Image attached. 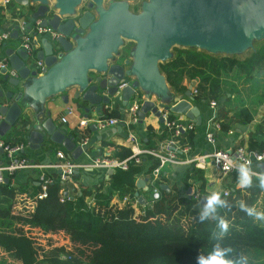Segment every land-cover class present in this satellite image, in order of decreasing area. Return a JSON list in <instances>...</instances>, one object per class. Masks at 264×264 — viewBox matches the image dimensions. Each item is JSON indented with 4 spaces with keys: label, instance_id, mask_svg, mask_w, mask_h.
I'll use <instances>...</instances> for the list:
<instances>
[{
    "label": "water",
    "instance_id": "1",
    "mask_svg": "<svg viewBox=\"0 0 264 264\" xmlns=\"http://www.w3.org/2000/svg\"><path fill=\"white\" fill-rule=\"evenodd\" d=\"M14 1L29 8L30 19L39 18L41 25H49L59 35L41 36L34 43L39 49L32 55L20 45L5 48L9 65L17 73L11 76L5 68L0 69V138L11 131L23 107H32L38 116L46 98L63 93L62 99L67 101L64 91L71 86L78 87L81 100L99 110L102 103L110 101L124 76L132 80L121 90L122 105L128 104L135 88L159 99L157 105L151 100L142 102L138 121L149 111L162 120L160 106L200 124L199 108L192 104L191 85L185 90L186 97L166 104L171 92L159 63L172 57L173 46L240 54L253 48L254 41L264 39V0H144L138 12L129 9V0H110L106 6L104 0ZM11 37L17 38L16 26ZM124 39L134 41V45L122 62L116 55ZM35 60L43 62L40 71ZM91 70L96 73L94 78L89 75ZM36 120L27 135L31 148L39 147L47 138L62 145L74 160L86 149L56 124L50 110ZM256 165L264 172V161ZM206 196L199 198L200 209ZM138 201L143 202L142 196L138 195Z\"/></svg>",
    "mask_w": 264,
    "mask_h": 264
},
{
    "label": "trees",
    "instance_id": "2",
    "mask_svg": "<svg viewBox=\"0 0 264 264\" xmlns=\"http://www.w3.org/2000/svg\"><path fill=\"white\" fill-rule=\"evenodd\" d=\"M234 56L213 54L195 47L178 48L172 58L159 63V68L177 91L186 90V81L197 80L199 92L193 98L199 100L209 90L220 94L224 75L229 70L233 69L238 76L241 71H251L258 65L264 57V43L251 50L245 60ZM237 114L248 118L251 115L247 107H240ZM103 116H119V113L111 109ZM220 127L226 130L228 123L220 121ZM168 135L169 130L164 128L158 136L162 140ZM180 142L192 146V131L185 130ZM248 147L264 150V137L249 138ZM129 153V148L124 146L117 151L122 157ZM10 177L0 183V248L3 253L0 264L39 263L33 242L24 232V224L38 227L43 233L61 230L69 237L68 248L61 247L58 255L44 256L40 264H197L201 252L207 253L217 242L221 247L230 246L234 250L229 254L232 257L239 253L247 255L250 249H255L260 254L257 264H264V224L254 222L239 207L240 202L249 207L253 204L261 189L256 179L250 188L233 185L228 195L221 192V199L227 204L218 208L217 216L225 218L230 225L228 233L221 237L216 219L199 221L201 186L193 187L189 180L203 184V174L193 163L182 176L185 191L187 188L192 191L184 195L167 191L161 187L164 178L160 174L153 183L160 185V198L151 200L152 185L149 184L144 202L134 200V191L127 194L128 200L123 203L111 202L112 192L102 191L100 186L81 187L80 194L74 198L67 195L61 201L59 183L54 178L47 185L46 197L35 198L38 185L24 206L20 201L24 200L21 194L26 186H13ZM196 191L199 197L194 198ZM87 195L94 199L89 205L84 201ZM186 258H191V262H186Z\"/></svg>",
    "mask_w": 264,
    "mask_h": 264
},
{
    "label": "crops",
    "instance_id": "3",
    "mask_svg": "<svg viewBox=\"0 0 264 264\" xmlns=\"http://www.w3.org/2000/svg\"><path fill=\"white\" fill-rule=\"evenodd\" d=\"M3 1L5 0H0V8L3 15L8 12V9L12 15L16 13V11L25 13L27 16L30 15V12L25 10V6L18 4L14 0H9L10 2L6 3L5 6L1 5ZM15 15L17 17L20 16V14L17 13ZM3 19L5 18L0 17V30L4 28L6 22ZM40 37L41 36L35 37L33 43L37 42ZM260 43L254 44V48L252 50L258 48ZM18 45V38L10 37L4 41L1 51L4 53L5 48L16 47ZM38 49L39 46L34 44L32 54H35ZM250 54L251 52L248 55L250 56ZM126 57H129L128 53L126 55L119 52L116 55V59L122 60V62ZM247 58L248 57L246 56V58L244 57L242 59L245 60ZM263 62L264 57L259 64L254 65V67L262 65ZM252 70L253 69H251V72ZM246 71H241V76L239 77H244L247 73ZM95 75L96 73H93L90 77L93 76L92 78H94ZM247 78L248 76L245 80ZM197 82V80H189V85L191 83L192 86H196L198 88ZM254 86H256V84ZM61 94L63 93H58L46 98L43 104V112L38 116H35V110L32 107H23V114L14 124L11 131L2 136L3 139L11 143L23 144V149L21 151L22 155L25 156L30 163L41 165L39 167L30 166L21 168L10 177V181L13 186H26L25 190L21 194L24 200L20 201V203L24 206H26V203L31 200L38 187V176L40 173L44 172L53 179L58 177L60 173V159L56 156V152L58 150L69 152L62 145L54 143L47 138L44 139V141L41 142L37 148H31L29 146V142L27 140L29 130L34 122L37 121V118L45 117L46 110H50V115L56 124L63 128L67 133L72 134L74 136V141L78 144L79 139L85 137L88 138L86 149L76 159L79 162H85L90 157L96 155H108L122 158V156L117 154V151L121 146L129 148V154H131L133 146L136 148H147L153 146L158 147L160 142L166 138L165 137L160 140L161 138L158 135L164 130V124L159 117L155 116L150 111L145 113L142 121L137 120L135 122H131L129 119V113L124 108V105H122L121 102H118V100L111 104L109 108H106L104 106L105 103H102L100 109L97 110L94 105H90L88 102L81 100L77 86L68 87L64 91V94H67L68 97L67 101L62 99ZM213 95L216 97L221 96V94L216 95L215 92H211L209 90L204 96H202L201 99L192 101V104L197 105L199 108L201 122L200 124H196L187 118L188 121L193 122L192 127L188 129L192 131L191 149L188 152L179 153L181 159L180 162L175 164L168 163L161 168V175L164 178V182L161 186L166 185L167 188L164 189L167 191L171 190L174 193L177 192L178 195H184L181 191L187 193L188 188L185 191L184 184L182 183V176L184 175L186 169L191 165L188 159L204 154L207 151H211L215 147L227 149L235 144L248 147L249 138L256 137L257 139H261L264 137V101L252 103L248 98H237L234 102H232V104H236V107H247L251 114L250 118H248L245 115L239 116L237 114L239 110L236 108L235 110L233 109L234 111L229 108H223V106H221V100H219L216 107H211L209 105V100L213 99ZM225 95H227V98H230V96L233 97L232 95L229 96L228 91ZM226 101L229 102V99H226L225 102ZM228 102L226 103L229 105ZM87 107L88 109H86ZM111 109L118 111L119 116L114 117L121 118V122L106 128H98L95 125V120L98 117L103 116L104 112H108ZM61 116H65L66 120L64 122L60 121ZM215 117L220 121L227 122L228 127L226 130L220 129L216 132V143L212 144L206 140L205 132L210 126L209 122L213 121L212 119H215ZM92 124L94 125L93 128L91 127ZM129 135L134 136L133 138L136 142H133ZM4 162H6V155L3 150H0V164ZM50 164L53 165L50 166ZM152 164L153 160L151 158L145 154H141L140 162L132 164V166L126 170L102 167L78 168L72 177L66 182L65 188L67 190L64 194L74 198L75 195L80 194L81 187L94 189L100 186L102 191L112 192L111 202L122 203L121 200L123 199V195L129 194L130 191H134V195L135 192H137L144 200V197H147L149 193V171ZM200 169L203 174V184L201 181L195 182L194 180L192 181V179L189 180V183L193 185V187L199 186L200 184L201 195H209L212 191L222 192L224 189L232 190L233 185L239 186L238 173L222 174L220 170L212 165L211 162H206L205 166ZM217 170L220 172V175L217 174ZM253 177L252 183L256 179L259 185L257 177ZM139 182L141 184H138ZM119 190L125 191V193L122 194ZM190 191L192 190L190 189ZM84 201H89V204H91L94 202V199L91 195H87L85 196ZM251 206H255L257 210H264V189L259 190L256 199ZM134 207L136 208V204H134ZM259 223L264 224V222ZM26 225L30 226L29 224ZM36 228L39 229L38 227ZM60 233H62L61 230L55 233H46V235H60ZM1 254L3 253L0 248V255Z\"/></svg>",
    "mask_w": 264,
    "mask_h": 264
},
{
    "label": "built area",
    "instance_id": "4",
    "mask_svg": "<svg viewBox=\"0 0 264 264\" xmlns=\"http://www.w3.org/2000/svg\"><path fill=\"white\" fill-rule=\"evenodd\" d=\"M9 0L3 1V6ZM5 3V4H4ZM4 28L0 30V69L5 68L6 72L14 76L17 71L10 67L6 55L1 51L2 45L5 40L11 37V32L15 29L17 30V38L19 40V45L22 46L28 55H32L33 52V40L35 37L48 35L51 38H56L59 34L56 30L52 29L49 25L43 26L40 24V19H30L29 16H18L12 18H5ZM36 66L39 68L38 71L43 67L42 60H35ZM132 80L131 76H124L119 79L117 83V90L111 96H118V102H121L120 95L121 90L125 86L130 85ZM192 96L198 93V88L193 86L191 88ZM145 100H151L156 105L159 102L158 98L154 94H149L140 88H135L134 92L130 95L128 99V104L124 108L129 113V119L131 122L138 120L137 110L141 106L142 102ZM116 101V100H115ZM114 101V102H115ZM111 104L105 103L104 106L109 108ZM209 105L211 107H216L217 102L214 99L209 100ZM160 111V116L162 117V122L164 128L169 130V135L160 142L158 147H147V148H136L133 146V151L131 154L119 158L115 156L108 155H96L90 157L85 162H79L74 160L71 157V154L66 151L58 150L56 156L60 159V173L57 177L59 187H60V200L62 201L65 196L66 182L72 177L75 171L81 167H90V168H119L126 170L131 164L140 162L141 154L147 155L153 160V164L149 171L150 175V185L152 189L150 192L151 200H157L160 198V185L153 184L154 181L158 180L159 175L161 174V168L168 163H178L181 161L179 153L188 152L191 149L189 143L182 144L180 138L185 130H188L192 127L193 122L188 121L187 117L183 114L175 113L170 111L169 108H163L158 106ZM70 111V110H69ZM176 114V115H173ZM66 120L65 116L60 117V121L64 122ZM213 121L209 122L210 126L205 132V138L208 142L215 144L216 143V132L221 129L220 120L212 119ZM121 122V118L114 116L105 117L101 116L95 120V125L98 128H106L111 125H116ZM133 142L136 140L134 136L129 135ZM88 138L79 139L80 145H87ZM134 144V143H133ZM136 145V144H134ZM0 147L6 155V162L0 164V183L5 181V178L13 175L17 170L30 166H41L38 164L30 163L25 156L22 155L21 151L23 149V144L21 143H11L3 138H0ZM264 155V150H255L244 145L235 144L230 148L215 147L211 151H207L204 154L192 157L188 159L190 163H193L197 167H204L206 163V158H210L212 165L220 170L222 174H232L238 173V168L241 163L246 164V166L251 170L253 176L256 174H264L257 167V162L264 161L258 160L257 157ZM248 161H251L248 163ZM46 165V164H45ZM53 164H50V166ZM227 165V166H226ZM38 185L39 190L35 194V198L41 199L47 195V185L53 180L49 175L42 172L38 176ZM257 177V176H256ZM228 195L229 189H224L222 194ZM158 194V195H157ZM134 200L138 201V195H134ZM193 197H199V192L196 191L193 193ZM128 200V195H124L121 200L122 203ZM145 200V199H144ZM143 200V202H144Z\"/></svg>",
    "mask_w": 264,
    "mask_h": 264
},
{
    "label": "rangeland",
    "instance_id": "5",
    "mask_svg": "<svg viewBox=\"0 0 264 264\" xmlns=\"http://www.w3.org/2000/svg\"><path fill=\"white\" fill-rule=\"evenodd\" d=\"M12 1V0H10ZM9 1V2H10ZM88 0H83V3H86ZM144 0H129L128 1V7L132 12H138L141 8V3ZM6 2V3H9ZM110 2V0H104L103 5L106 6L108 3ZM5 4V3H4ZM1 5H3V3H1ZM83 8V7H82ZM79 9V7H78ZM22 10V9H21ZM25 10L27 12H29V8L25 7ZM17 14H20V16H27L25 13L22 12H17ZM14 13L13 15L9 12H6L5 15H3L1 8H0V17L2 18H12V17H17ZM29 16V15H28ZM260 42H264V39L261 40H257L254 41L253 43V48H254V44H258ZM261 44V43H260ZM134 45V41L129 40V39H124L122 45L119 47L118 52L124 53L127 55V53L129 54L130 49L133 47ZM178 48H185V47H181V46H173L171 51L174 54L176 52V50ZM253 48H249L247 50H245L244 52L240 53V54H223V55H235L234 57L238 56L237 58L244 60L242 58H246V56L248 57L249 53L251 52V50ZM221 54V53H219ZM173 57V55H172ZM171 57V58H172ZM170 59V58H169ZM167 59V60H169ZM167 60L163 61L166 62ZM162 62V63H163ZM160 69V68H159ZM161 71V70H160ZM247 73L244 75V77L240 78L238 76H235V72L234 70H229L226 74L224 75L223 81H224V86L220 87L219 93L221 94L220 97H216L213 95V99L218 103L219 100H221V106H223V108H229L230 110H235V108L237 110H239V107H236V104H232V102L235 101V99H250L252 103H259L261 101H264V62L262 63V65L260 66H255L251 71H246ZM95 73V71L91 70L89 72V75ZM248 76V78L245 80V78ZM93 77V76H91ZM244 78V79H243ZM245 81V82H244ZM185 86L186 89L188 88L189 82L186 81L185 82ZM256 84V86H254ZM167 85L170 89L171 92V98L169 102H166V104H173L175 101H177L179 98L181 97H186L185 96V91H177L171 84H169L167 82ZM191 85V83H190ZM193 86H190V93H191V88ZM229 92V96L232 95L233 97L230 96V98H227V95H225L226 92ZM199 92V91H198ZM224 93V94H223ZM217 94V95H220ZM192 95V93H191ZM226 99H229V105L225 102ZM115 100H118V96H111L110 97V104H113ZM159 100V99H158ZM249 101V100H248ZM225 102V103H223ZM251 106V104H250ZM233 110V111H234ZM264 113V112H263ZM206 162H210V158H206ZM217 174L220 175V172L217 170ZM254 178V177H253ZM184 194V191H181ZM90 202H86V204H89ZM24 227V232L26 233V235L30 236L32 238L33 241V246L35 248V252L37 253V258H38V262L37 264H40L42 262V259L44 256L49 255V254H59V249L62 248H68L70 246V241H69V237L67 239V233H65L64 231H62V233H60V235H46V233H43L41 230L37 229L35 226H27L26 224L23 225ZM36 229V231H35ZM248 257H249V262L250 264H257L258 260L260 259V254L258 253V251H256L255 249H250L249 252L247 253ZM186 262H191V258H186L185 259Z\"/></svg>",
    "mask_w": 264,
    "mask_h": 264
},
{
    "label": "clouds",
    "instance_id": "6",
    "mask_svg": "<svg viewBox=\"0 0 264 264\" xmlns=\"http://www.w3.org/2000/svg\"><path fill=\"white\" fill-rule=\"evenodd\" d=\"M257 159L264 160V155L258 156ZM250 162L251 161H248V163ZM256 176L259 180L260 188L264 189V174H256ZM252 178L253 174L251 170L246 164L241 163L238 168L239 186L245 189L250 188L252 186ZM224 195H226V193ZM226 204L227 201L221 199L220 191H212L206 196L205 202L202 204V209L198 214L200 223H204L209 219H216L221 237L228 233L230 225L225 218L217 216V210ZM239 207L241 211L251 217L254 222H264V210H257L255 206L249 207L244 202H240ZM233 251L234 250L230 246L221 247L220 243L217 242L207 253L201 252L197 257V264H250L248 255L239 253L236 257H232L229 254L233 253Z\"/></svg>",
    "mask_w": 264,
    "mask_h": 264
}]
</instances>
